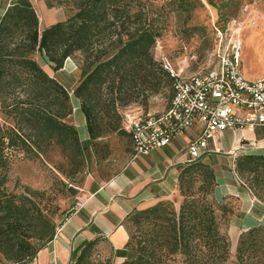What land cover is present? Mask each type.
Returning a JSON list of instances; mask_svg holds the SVG:
<instances>
[{"label": "trees", "instance_id": "trees-1", "mask_svg": "<svg viewBox=\"0 0 264 264\" xmlns=\"http://www.w3.org/2000/svg\"><path fill=\"white\" fill-rule=\"evenodd\" d=\"M47 3L50 8L67 7L73 14L42 32L38 31L40 18L29 0H11L0 16V113L7 122L0 124V264H30L69 215L55 224L41 206L45 192L30 188L21 194L10 191L9 157L13 153L36 157L56 146L64 157L80 165L88 148L79 140L76 128L65 121L72 113L69 93L41 68L34 54L51 64L54 72L61 70L68 58L81 59V80L73 95L80 102L91 142L104 131L96 119L98 102L114 112L116 105L125 106L139 96L146 99L165 89L169 101L172 96L174 79L151 55L163 28L143 15L142 0ZM117 130L108 123L107 131ZM204 159L181 168L177 187L182 202L178 210L170 201H160L126 216L123 226L128 241L122 264L227 262L229 242L209 201L216 178ZM235 172L240 176L264 172V156L238 158ZM197 181L200 186L194 190ZM69 190L75 192L74 188ZM258 233L259 229L252 228L240 237L239 263L252 260L257 252L264 255V241L256 239ZM95 243H85L75 264L89 258Z\"/></svg>", "mask_w": 264, "mask_h": 264}, {"label": "rangeland", "instance_id": "rangeland-1", "mask_svg": "<svg viewBox=\"0 0 264 264\" xmlns=\"http://www.w3.org/2000/svg\"><path fill=\"white\" fill-rule=\"evenodd\" d=\"M29 1L40 18L39 32L50 25L65 21L73 14V11L64 6L53 5L50 8L47 0ZM10 2L11 0H0V16ZM142 2L145 5L143 15L147 14L149 19L163 28L151 55L171 77L173 74L183 78L216 70L219 61L217 51L227 43L229 33L239 35L242 56L246 44L259 42L260 51L255 55L252 53L249 59L256 70L250 73L253 70L251 68L245 74L255 79L259 78L260 72L264 76V0H184L183 4L179 0ZM218 31H221L222 37L218 36ZM226 32L228 36H224ZM33 59L69 93L72 113L65 121L74 126L78 137L82 138L86 134L83 126L85 120L80 112V102L73 95V90L81 80V59L68 58L63 68L57 72L52 70L51 64L42 56L34 54ZM164 91L146 99L139 96L125 106L116 105L114 112L109 105L105 104L106 107L102 105V101L98 102L99 114L96 119L100 121L104 131L96 141H81L88 148L83 151L80 165L64 157L56 146H51L31 158L22 154L15 156L13 153L9 157L8 189L16 194L23 193L25 188L45 192L41 206L46 208L55 224H58L74 208L84 203V196L77 188L81 187L86 178H95L98 181L111 179L129 163L133 150L129 134L124 128L131 120L142 115L162 113L169 103V91ZM109 122L117 126L118 130L107 131ZM0 124H7L1 113ZM225 144L227 147L230 144L228 136L225 137ZM234 148L236 149L232 152L230 147L231 154L221 149L219 153L212 154L215 159L204 161L215 174L216 187L218 179L227 180L231 186L240 185L252 200L251 208L246 213L243 207L248 201H245L246 198L244 199L240 190V193L230 195L224 201L217 200L214 195L209 196V201L216 209L220 231L229 242V254L225 264H264V255L260 256L259 252L249 261L239 263L236 259L240 237L250 230L246 229L253 224L255 214L264 213V172H259L256 176L248 173L242 176L236 174L235 161L245 155L238 153L240 150L236 145ZM198 186L200 181L195 182L194 190ZM70 187L75 189L74 193L69 190ZM176 191L173 201H169L178 210L182 197L177 186ZM252 208L255 212L250 210ZM260 224L255 227L260 230L256 239L264 241V219H261ZM100 242L103 243L102 250L91 251L89 258L81 264L119 263L112 256V249L106 239ZM259 259L261 262H258Z\"/></svg>", "mask_w": 264, "mask_h": 264}, {"label": "crops", "instance_id": "crops-1", "mask_svg": "<svg viewBox=\"0 0 264 264\" xmlns=\"http://www.w3.org/2000/svg\"><path fill=\"white\" fill-rule=\"evenodd\" d=\"M246 46L244 58L242 53L240 55L241 73L245 80L255 81L264 77L261 72L256 79L248 77L245 72L249 73L253 68V63L249 59L252 53L255 55L260 51V44L256 41ZM255 70L253 68L250 73H254ZM83 126L86 134L79 139L87 141L89 137L85 121ZM193 133L194 130L189 131L165 148L153 150L147 155L132 157L111 179L98 181L95 178H86L81 187L77 188L84 196V203L70 212L56 229L53 240L37 253L30 264H75L86 242L96 240L91 251H101L103 243L100 241L103 239L110 245L114 259L119 261L118 264H122L125 260L124 247L128 241L123 226L126 216L132 211L153 207L160 201H173L177 192L178 174L181 168L188 164L182 149L190 141ZM226 136L230 140L229 146H226L225 138L220 145L222 150L225 149L227 154H231L229 151L232 138L229 134ZM239 141L242 143L237 144ZM234 144L241 148L238 152L240 154L264 156V126L256 128L253 132H242ZM212 157L214 155H209L204 160L215 159ZM217 184L213 193L217 200L224 201L230 195L243 192L242 196L248 201L243 209L248 212L252 200L245 189L238 184L237 187L231 186L227 180L222 179H218ZM250 210L255 212L253 208ZM255 215L253 224L246 230L261 225L264 213ZM74 252H77L75 259L72 258Z\"/></svg>", "mask_w": 264, "mask_h": 264}, {"label": "built area", "instance_id": "built-area-1", "mask_svg": "<svg viewBox=\"0 0 264 264\" xmlns=\"http://www.w3.org/2000/svg\"><path fill=\"white\" fill-rule=\"evenodd\" d=\"M218 36L222 37L221 31ZM241 45L239 35L229 33L227 43L217 51L216 70L183 78L172 74L175 78L167 108L135 118L124 128L131 138L133 158L170 146L194 130L182 149L189 164L219 153L227 134L232 138L233 152L242 132L264 126V77L244 79Z\"/></svg>", "mask_w": 264, "mask_h": 264}]
</instances>
